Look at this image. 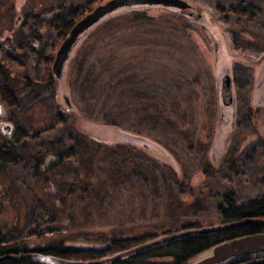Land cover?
<instances>
[{
  "label": "rangeland",
  "instance_id": "rangeland-1",
  "mask_svg": "<svg viewBox=\"0 0 264 264\" xmlns=\"http://www.w3.org/2000/svg\"><path fill=\"white\" fill-rule=\"evenodd\" d=\"M14 1L0 0V33L16 28ZM23 1L8 49L0 34V68L17 101L0 105L26 134L13 144L0 132L4 240L23 238L30 229L26 248L55 240L104 248L113 237L149 228L219 224L216 207L225 192L238 204L264 195V83L254 99L252 78H234L232 115L218 107L215 69L198 28L185 23L183 29L172 13L155 9L147 12L151 22L120 18L102 25L66 65L61 84L71 111L57 81L41 80L57 32L39 22L43 31L34 50L24 31L29 10L86 0ZM187 1L204 7V0ZM58 116L62 122L54 124ZM81 118L117 124L166 148L178 162V185L141 147L101 148L86 140Z\"/></svg>",
  "mask_w": 264,
  "mask_h": 264
},
{
  "label": "trees",
  "instance_id": "trees-1",
  "mask_svg": "<svg viewBox=\"0 0 264 264\" xmlns=\"http://www.w3.org/2000/svg\"><path fill=\"white\" fill-rule=\"evenodd\" d=\"M15 2H13V10L15 9ZM104 2V0H86L82 4L76 6H67L62 7L63 13L60 16L52 17L47 21V25L51 30L57 32L56 41L54 43L53 53L58 47L59 43L63 40V38L67 35L70 28L87 12L91 11L96 5ZM25 2L20 5V10L22 6H24ZM151 10V9H149ZM149 10H143L140 8H132L126 9V11H121L117 14H112L107 17L102 23L95 26L91 31H89L83 38L82 42L90 36V34L96 29L101 28L102 25H105L110 20L127 18L128 21L133 23L138 22H151L152 17L148 15ZM162 11L163 10H159ZM20 13V11H18ZM173 12V11H172ZM168 13V12H164ZM171 13V12H169ZM175 18H177L183 29L186 28L184 19L176 15L175 12L172 13ZM196 27H194L195 29ZM8 32L12 30L6 29ZM2 37H4L3 32L0 33ZM11 35V34H10ZM8 42V39L5 41ZM81 42V44H82ZM53 53L46 60V68L44 72V76L42 77V81L46 84H52V74L50 72V65L53 58ZM58 85V82H57ZM0 102H3L8 107H15L17 105V101L15 99L13 91L10 89L7 79V74L0 68ZM76 111V109H74ZM12 120L14 117L12 115ZM83 122L82 124V136L93 143H96L101 148H106V146H131L137 148V146L129 144L123 141H114L109 142L104 138L108 136L115 135H123L122 133L131 134L130 131L125 130L119 127L117 124L112 123H94L90 120H86L81 118ZM62 122L61 118L56 117L54 124H60ZM86 124V126H84ZM106 128L111 130L110 133H107ZM104 131L102 132V130ZM117 130V132L114 131ZM25 132L21 128H17L15 134L12 136V143L15 144L17 142H23L25 139ZM141 136V135H140ZM145 137V136H143ZM91 139V140H90ZM157 143V142H155ZM158 144V143H157ZM161 150L163 151L162 157H156L155 155H151L148 153L153 159V162H161L160 167L163 171V175L165 179L169 183H174L178 185V170H177V161L174 155L168 151L166 148L158 144ZM4 148L3 145H0ZM1 149V148H0ZM3 155V154H2ZM5 155V154H4ZM67 156H73L71 153V149L67 150ZM156 160V161H155ZM158 161V162H157ZM221 198L223 201V205H218L216 208V212L219 215L220 221L219 223H228L233 221H238L243 218H259L264 220V195L258 197L257 199L250 200L244 203H236L233 199L234 195L232 192H225L221 194ZM201 223L197 221L192 222H183L179 225V228L175 230L171 229H163L161 232L154 230V228H149L134 234L125 235V236H117L113 237L109 240L108 244L104 248H88V247H76L69 244H65L63 240H55L50 243L48 246L38 247L33 250V252H39L44 255L53 256L56 258H61L64 260L71 261H79L86 262L97 260L102 257L120 252L122 250L133 247L134 245L143 243L152 238H155L158 235L166 234L170 232H176L181 230H186L190 228H199L201 227ZM264 231V226H258L256 228L252 226L240 227L236 228L232 231L217 233V234H206V235H191L187 237H183L181 239L175 240L173 242L152 247L147 250H143L137 254L126 257L125 259H121L118 262L110 263V264H192L194 261L200 259L201 257L208 255L211 249L217 244L224 242L228 239L240 237L242 235L262 232ZM34 234L30 229L26 231V235L23 238H13L9 240H4L2 235L0 234V256L11 253H19L27 251L25 248V244L32 239ZM261 259L264 264V256H254V257H246L240 259H232L223 264H248L250 261ZM0 264H47L32 258H23L18 261H13L10 259H0Z\"/></svg>",
  "mask_w": 264,
  "mask_h": 264
},
{
  "label": "flooded vegetation",
  "instance_id": "flooded-vegetation-1",
  "mask_svg": "<svg viewBox=\"0 0 264 264\" xmlns=\"http://www.w3.org/2000/svg\"><path fill=\"white\" fill-rule=\"evenodd\" d=\"M184 1L188 6L180 9L183 13H176V15L181 16L187 25L199 29L204 51L211 57L210 61L216 73L217 105L231 116V104L235 100L233 93L234 78H252L255 82L254 99L255 96L257 98L260 95V84L264 83V0H204V7L206 9L211 7V11L203 10L204 7L199 4ZM62 7L67 6L62 4L55 9H49L46 5L39 10L27 12L31 21L24 32L29 42L33 44L34 50H37L40 45L43 31L42 28L37 29V25L42 24L39 22H47L52 17L62 15ZM132 8L155 9L173 13L171 9L162 5H137ZM19 10L20 8H18ZM18 11L15 12V19L12 21L13 28H18L17 20L20 18ZM15 29L14 32L10 31L11 29L10 32L3 31L4 37L1 38L3 42L1 43L4 49L11 46V42L15 38ZM7 39L8 42H5ZM226 79L229 81V85L225 88ZM59 90L62 93V88ZM2 111L5 116L0 119V132L12 142V136L17 127L14 125L12 115H9L5 108H2ZM223 115L224 113L221 116L224 117ZM1 122L10 124L11 131L9 133H4L5 128ZM49 156L56 159L55 155L50 154ZM25 249L30 250V248Z\"/></svg>",
  "mask_w": 264,
  "mask_h": 264
},
{
  "label": "water",
  "instance_id": "water-1",
  "mask_svg": "<svg viewBox=\"0 0 264 264\" xmlns=\"http://www.w3.org/2000/svg\"><path fill=\"white\" fill-rule=\"evenodd\" d=\"M23 0H16L15 7L16 11L20 8ZM153 6L162 5L168 8L174 9H184L188 4L184 0H106L103 3L96 5L91 11L83 15L69 30L67 35L58 45L55 54L53 56L50 72L55 80L58 82L59 88L62 87L61 82H63V76L66 70V65L75 50V48L81 44L82 38L91 31L95 26L102 23L107 17L112 14H117L120 11H126L134 6ZM224 87L229 85V81L226 79L224 82ZM62 100L66 106L67 110H74L69 97L63 92L61 94ZM5 114L2 111V106L0 105V119H3ZM2 126L5 128L4 133H9L10 124L1 122ZM102 130V129H100ZM106 132L110 133L111 130L106 128ZM104 129L102 130V132ZM117 132L116 129H114ZM123 135H115L113 137H105L107 141H123L129 144L135 145L145 149L151 155H155L157 158L162 157L163 151L159 145L146 137L140 136L138 134H128L122 133ZM49 159L52 157L48 156ZM264 226V220L259 218H243L238 221L215 224L207 227L190 228L186 230L170 232L166 234H161L143 243L134 245L128 249L122 250L120 252L114 253L109 256L102 257L97 260L79 262L64 260L61 258H56L53 256L44 255L39 252L27 251L19 252L17 254H5L0 256V259H10L13 261H18L23 258H32L39 260L47 264H109L125 259L128 256L137 254L143 250L150 249L152 247L164 245L175 240L181 239L183 237L191 235H206V234H217L232 231L236 228L252 226L254 228L258 226ZM254 256H264V232L247 234L240 237H235L224 242H221L214 246L208 255L201 257L200 259L194 261L192 264H223L232 259H240L246 257ZM263 260L256 259L250 261L248 264L262 263Z\"/></svg>",
  "mask_w": 264,
  "mask_h": 264
}]
</instances>
